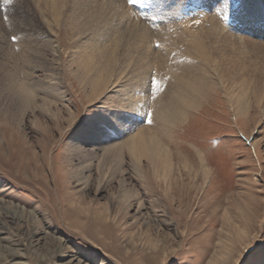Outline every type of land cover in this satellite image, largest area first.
<instances>
[{"label": "rangeland", "instance_id": "obj_1", "mask_svg": "<svg viewBox=\"0 0 264 264\" xmlns=\"http://www.w3.org/2000/svg\"><path fill=\"white\" fill-rule=\"evenodd\" d=\"M171 1L142 12L154 0H62L52 14L43 0H24L18 12L0 0V123L26 139L5 147L9 162L0 159V201L10 211L0 215V264H264V37L241 32V41L232 38L223 50V37L207 31L218 68L195 65L182 32L188 17L176 15L173 2L181 0ZM227 1L210 0L199 23L212 15L206 28L213 19L225 29L241 27L246 0ZM130 21L153 34L165 29L168 42L150 41L152 50L138 53ZM194 73L204 74L203 97L179 122L158 121L160 94L167 98L177 80ZM104 74L112 82L99 91ZM152 77L162 88L155 99ZM20 85L32 110L20 106ZM49 110L61 114L59 126ZM35 118L44 126H34ZM141 129L156 144L137 154L127 142ZM99 169L111 179L102 188ZM121 181L130 199L144 203L141 214L136 203L129 212L121 204Z\"/></svg>", "mask_w": 264, "mask_h": 264}, {"label": "bare ground", "instance_id": "obj_2", "mask_svg": "<svg viewBox=\"0 0 264 264\" xmlns=\"http://www.w3.org/2000/svg\"><path fill=\"white\" fill-rule=\"evenodd\" d=\"M45 1V3H47L46 5H49V9L52 11V14L54 12L57 11V9L59 8V4H61L62 0H43ZM173 1V0H172ZM171 1V2H172ZM178 1V0H177ZM224 1V0H223ZM229 1V0H228ZM227 1V2H228ZM258 1V2H257ZM156 0H154V3L152 4H149L147 3V5H143L142 6V12H146L148 11L149 9L152 8L153 5H156ZM164 2V1H162ZM170 2V3H171ZM210 0H181L180 2L178 3H175L173 2L174 4H178L177 6L180 7L179 11H177L178 9L174 7H169L170 9H173L175 11H177L176 15H183V13L185 14L186 17H181V18H186L187 21H185L184 23H182V32L186 33L187 34V40H188V43L190 45V50H193V52H195V58H191L192 59V62H194L195 65H199V62L201 61L203 63V65L205 66H209L210 64H212V66L214 65L215 66V69H217L218 65H217V58L212 56L211 54V51H210V47L208 48V45H207V31H210V35H214V36H217V37H220L223 39L221 40V42H223V46H221L223 48V50L227 47L228 45V40L230 39H235L237 40V42L241 41V36L238 34V33H241V32H249V33H252L255 38H263L264 37V12L262 15L260 14H256V11H260L263 10L264 11V8L263 9H258L259 5L262 6V4L264 5V0H246V3L244 5V8H243V12L241 14H239L240 18H241V27H235V25L231 24L229 25V28H223L221 27L220 25L218 26V22H217V19H213L214 21L216 22H212L211 24L209 23V27H205L206 24H207V21L212 18V15L211 17L208 16L205 23H199L198 19H200V12H206V10L208 9L209 7V3ZM221 2V1H220ZM231 2V1H230ZM257 2V3H256ZM262 2V3H260ZM12 3H14L15 5L14 6V10H18L19 9H23L25 7V2L24 0H12ZM11 3V4H12ZM169 3V4H170ZM226 3V1L224 2ZM222 3V4H224ZM40 4V0H35V5H39ZM158 4V3H157ZM221 3L219 4V6L221 7L222 5ZM142 5V4H141ZM171 5V4H170ZM9 6V5H8ZM215 6V5H214ZM233 6V5H232ZM247 6V7H246ZM258 6V7H256ZM28 7V6H27ZM165 7V6H164ZM163 7V8H164ZM218 7V6H217ZM161 8V9H163ZM219 8V7H218ZM217 8V10H218ZM222 8V7H221ZM220 8V10H221ZM11 9V8H10ZM13 9V7H12ZM11 9V10H12ZM160 9V11H161ZM165 9V8H164ZM177 9V10H176ZM216 9V8H214ZM229 9V6L227 7V10ZM197 10V11H196ZM229 16L231 14H233L232 12H234V10L231 8L229 9ZM32 11V10H31ZM212 11V10H211ZM225 11V10H224ZM247 11H249L250 13H248ZM9 12L11 13V11L9 10ZM220 13V12H219ZM6 14V13H5ZM194 14V15H193ZM213 14H218V13H213ZM36 15V14H34ZM155 17L156 15L153 14ZM170 15V13H169ZM176 15L174 14V12H172V17L174 18L175 17V20H177V17ZM225 15V14H224ZM259 15V16H258ZM11 16L14 17V15L12 14ZM195 16V17H193ZM215 17V15H213ZM221 16V14H220ZM219 16V17H220ZM229 16H227L229 18ZM238 16V15H237ZM168 17V16H167ZM192 17V18H191ZM213 17V18H214ZM138 18V17H137ZM158 18H163L162 17H159ZM170 18V17H169ZM42 20V19H41ZM45 20V19H44ZM129 20V19H128ZM133 20V19H132ZM139 20V19H138ZM170 20V19H169ZM46 21V20H45ZM137 21V20H135ZM262 21H263V24H262ZM43 24L47 27L48 24H46V22H44L42 20ZM139 22V21H138ZM143 22V21H142ZM171 22V21H170ZM176 21H174L175 23ZM233 22V20H232ZM90 23V19L87 20V26L89 25ZM131 25H128L127 26V29L128 31L130 32V34L132 33H135V35H138L139 39L138 41L134 42L133 44V48L134 50H137L138 53H140V50L144 51H149L150 52V49L152 50V47L150 46V43L152 41H157V42H160V43H166L168 41H164V39L168 38L166 37L165 35V29L164 31L161 29L162 32H160V29L157 28V33L153 34V33H150L148 29H145L144 27L141 28V26L137 23V22H129ZM199 23V26H196V24ZM128 24V23H127ZM194 24H195V27H194ZM49 26V25H48ZM132 27V28H130ZM172 27V26H171ZM226 27V26H225ZM208 29V30H206ZM232 30V32H229V30ZM48 30V28H47ZM140 33V36L139 34ZM156 38V40L154 39ZM219 38V40H220ZM218 39V38H217ZM216 39V41H217ZM147 42L145 43L144 41ZM167 40V39H166ZM169 40V39H168ZM234 40V41H235ZM248 40V38H247ZM151 41V42H150ZM233 41V40H232ZM250 42V40H248ZM247 41V42H248ZM156 42V43H157ZM243 42V41H242ZM255 42V41H253ZM0 43L1 40H0ZM141 43H145L144 46H141ZM162 43V44H163ZM217 42H215L216 44ZM219 44V43H218ZM257 44V43H256ZM255 44V45H256ZM214 45V44H213ZM217 45V44H216ZM221 45V44H220ZM234 44L232 43L231 46H233ZM160 47V46H159ZM213 47V46H212ZM228 48V47H227ZM234 48V47H233ZM115 49V48H114ZM219 49V48H218ZM221 49V48H220ZM219 49V50H220ZM113 50V49H111ZM222 50V49H221ZM228 50V49H226ZM225 50V51H226ZM229 50H230V47H229ZM228 50V51H229ZM224 51V52H225ZM107 52V51H106ZM220 51H216L217 54H219ZM100 53V52H99ZM102 54L100 55V58H105L106 55L105 54H108V53H103L101 52ZM226 53V52H225ZM1 54V52H0ZM111 54V53H110ZM228 53H226L227 55ZM220 55V54H219ZM217 56V57H221L222 55L220 56ZM225 55V57H227ZM114 57V56H113ZM109 58H112V55L109 57ZM223 58V56H222ZM221 59V58H220ZM218 58V60H220ZM144 65L147 64V62L143 61V59H140ZM221 60H224V59H221ZM224 61H222L223 63ZM228 62V61H227ZM114 63V60H112L111 64ZM220 64V63H219ZM223 65L225 64H222V66L220 67H223ZM213 66V67H214ZM148 68H146L147 70ZM218 71V70H217ZM197 73H194V74H190L191 76V81L189 80H183V79H179L177 80V89H174L173 91H167L166 95H167V98L166 97H163L161 94H160V103H159V108L155 114V118L160 121L161 123L163 124H167V123H174V122H179V119L181 120V114L185 113L187 107L190 108V105L193 104V102H196V100L198 99H201L203 97V94L205 93V89H201L200 86L204 85L206 82H205V77L203 76L204 74L201 73L199 75H196ZM99 79L97 81L98 83V90L101 91L104 87L107 86V83L108 82H112L109 77L107 76V74H104L103 75H99ZM33 81L34 80V77H31L30 79H26V81ZM118 83V82H117ZM117 83L115 82L114 83V86H111V87H116L117 86ZM103 87V88H102ZM19 89V91L21 90V94L22 93V86L20 85L19 87H17ZM100 88H102L100 90ZM207 89V88H206ZM27 95H19L18 98H20V106H22L23 109H27V111L29 110H32V107H33V104L34 102L33 101V98H31V96L29 95L28 91H26ZM162 98V99H161ZM194 105V104H193ZM192 105V106H193ZM191 106V107H192ZM193 108V107H192ZM195 109V108H194ZM48 110V109H47ZM241 110V109H240ZM237 113V114H242V111H240ZM51 110L48 111L49 114H45L47 116H50L55 122L56 124L59 126V124L61 123V114H56V113H53V112H50ZM60 111V110H59ZM185 111V112H184ZM27 115V114H21V118H19V125H21V123L24 121V116ZM237 116V115H236ZM235 124L238 126V120L237 118L235 119ZM33 125L34 126H38V127H43L44 124L38 120L37 118H35V121H33ZM0 126L3 128V137H2V140H0V159L5 161V162H9L10 160V156H9V153L7 154V150L5 149V147H9L10 149L16 145V143H18L19 141H24L26 140L24 138V136L21 135L20 131L16 128V127H8L7 125H5V122L3 123H0ZM110 136V135H109ZM92 139H95V136H92L91 137ZM111 138V136H110ZM155 136L153 137V135H151L150 133L146 132L145 130H139L137 133H135L134 135H132L130 137L129 140V143L127 142V148H130L131 150H133L135 153H141V154H144L143 151L148 149L149 151V144L150 145H155L156 142H155ZM19 144V143H18ZM131 144V145H130ZM89 146L92 147V151H91V156H96V151H97V148H96V143L94 141H91L89 143ZM26 146L24 145L23 148H25ZM30 147V146H29ZM158 147V146H157ZM112 148V147H111ZM122 148V147H121ZM125 148V146L123 147ZM122 148V149H123ZM155 148V147H154ZM77 149H81L80 147H78ZM113 149V148H112ZM130 149H128L127 151H130ZM157 149V148H156ZM166 149V148H165ZM120 150V149H119ZM154 150V149H153ZM158 150V149H157ZM15 151V150H14ZM123 151V150H121ZM125 151V150H124ZM113 153V151H111ZM115 152V150H114ZM158 152V151H157ZM12 153V152H11ZM110 153V151H109ZM108 153V154H109ZM129 153V152H128ZM160 153V152H159ZM163 153V152H162ZM111 154V153H110ZM109 154V155H110ZM133 154V153H132ZM131 154V155H132ZM147 154V153H146ZM153 154V153H152ZM11 155H15L14 152L13 154ZM130 155V154H129ZM162 155V154H161ZM25 156H27L25 154ZM157 156V155H156ZM23 157V156H22ZM12 158V157H11ZM14 158V157H13ZM139 158V157H138ZM147 158V157H146ZM16 159V158H15ZM34 159V158H33ZM107 160V158H105ZM157 159V158H156ZM14 160V159H12ZM105 160V162H106ZM140 160V159H139ZM152 160V159H150ZM155 160V158H154ZM30 161V160H29ZM3 162V163H5ZM24 162V161H23ZM101 162V160H100ZM205 162L202 160V163ZM11 163V162H10ZM21 163V162H20ZM29 163V162H27ZM9 164V163H8ZM101 164V163H100ZM103 164V163H102ZM107 164V163H106ZM22 165V164H21ZM99 165V164H98ZM110 165V164H109ZM108 165V166H109ZM15 166V165H14ZM107 166V165H106ZM117 166V165H115ZM122 166V165H121ZM12 168V164L10 166ZM30 167V166H29ZM103 167V166H102ZM101 167V168H102ZM110 167V166H109ZM137 167V166H136ZM106 168V167H105ZM117 168V167H115ZM153 168L156 170L157 167L155 165H153ZM24 169V168H23ZM92 163L89 164V166L85 169L87 172H92ZM98 169V168H97ZM119 169V168H118ZM112 170V169H111ZM111 170H109L111 172ZM137 172L140 174V176L143 177V170L140 169V167L138 166L136 168ZM26 171V170H25ZM108 171V172H109ZM114 171V170H113ZM21 172V171H20ZM24 172V171H23ZM98 172V171H97ZM116 172V171H115ZM113 173V172H112ZM107 171H105L104 169H99V178H100V187L102 188V186L104 185V182H107V181H110L111 179H109V176L107 177ZM204 177V176H203ZM144 178V177H143ZM208 178V177H207ZM209 179V178H208ZM89 181V180H88ZM206 183V182H205ZM208 183V181H207ZM206 183V184H207ZM210 183V181H209ZM119 186H120V198L122 199L121 201V204H125V209L126 211H130V210H133L134 208V204L136 203L137 205V211L136 213L138 214H141L142 211H145L146 210V207L144 205V203H142L141 201L136 200L134 202V199H130L131 196H129V191H127L126 189V181H121L119 183ZM119 202V201H118ZM0 210H2V212H0V215L3 214V210L6 211L5 214H10V211H9V208L8 207H5L3 202L0 201ZM9 216V215H8ZM100 217V216H99ZM12 219H14L13 217H11ZM107 219V218H106ZM102 219L100 218V221ZM0 226L3 227L5 225V223H2L1 220H0ZM3 225V226H2ZM102 225V224H101ZM5 227V226H4ZM102 227V226H101ZM106 228V225L104 226L103 225V228L102 229H105ZM2 229V228H1ZM98 231H101V230H97ZM104 232V231H103ZM102 234V232H100ZM100 234V235H101ZM104 234V233H103ZM98 235V234H97ZM106 238V237H105ZM103 240V239H102ZM102 243V242H101ZM104 243V242H103ZM107 245V244H105ZM104 248V246H103ZM107 249V248H106ZM155 249V248H154ZM153 249V251H154ZM110 251V250H109ZM153 257V256H152ZM144 259V258H143ZM74 260V259H73Z\"/></svg>", "mask_w": 264, "mask_h": 264}, {"label": "snow or ice", "instance_id": "obj_3", "mask_svg": "<svg viewBox=\"0 0 264 264\" xmlns=\"http://www.w3.org/2000/svg\"><path fill=\"white\" fill-rule=\"evenodd\" d=\"M138 0H127V3L129 4H136ZM12 3V0H3L4 5H9ZM13 42H15L16 37H12ZM159 47V45H157ZM162 91L160 81H157L155 77H152L150 80V90L149 94L151 95L152 99H155V94L157 92ZM151 112L146 113V118L148 119V122L151 123Z\"/></svg>", "mask_w": 264, "mask_h": 264}]
</instances>
